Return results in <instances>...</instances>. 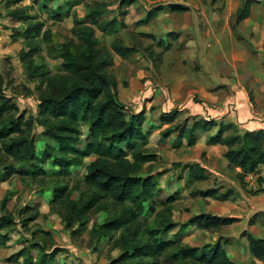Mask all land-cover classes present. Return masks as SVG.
Segmentation results:
<instances>
[{"label":"trees","instance_id":"1","mask_svg":"<svg viewBox=\"0 0 264 264\" xmlns=\"http://www.w3.org/2000/svg\"><path fill=\"white\" fill-rule=\"evenodd\" d=\"M1 1L10 9L6 17L25 27L19 61L26 78L38 81L36 119L19 111L3 93L0 81L1 179L7 181L14 175L29 177L40 185L42 192H51V204L63 206L65 213L62 210L56 213L64 228L71 231L77 227L73 235L86 229L91 214L108 212V209L114 211L112 214L109 212L101 223H93L88 237L92 244L101 240L110 242L120 253L115 264H161L160 260L164 258H171L170 264H236L230 260L220 239L213 245L191 247L176 241L175 234L172 240L161 242V237L177 226L172 220L173 204L177 198L173 195L165 202L155 201L158 183L151 165L156 156L146 149L148 134L143 131L144 113L132 114L120 102L117 82L111 73L114 56L124 60L140 51V45L128 47L118 37L127 28L124 20L132 1L120 0L110 18L107 17L108 5L99 2L85 5L83 19L74 15L70 30L72 38L64 42L57 52L59 72L54 75L45 66L35 63L41 45L50 40V31L42 22L29 16L27 8L20 7L27 0ZM252 4L251 0L242 3L236 11L234 27L250 17ZM160 10V7L150 10L146 18L134 26L146 25ZM173 10L183 11L178 6L172 7ZM51 14V19L58 22L69 16V12H63L61 8ZM96 33L112 37V41L106 46ZM139 36L155 41L151 35L140 33ZM168 37L174 42L178 40L177 34L172 33ZM143 52L150 57L153 54L151 48H145ZM160 60L161 55H156L154 61ZM180 113L172 111L161 118L162 124L173 125L162 132L163 138L179 131L178 138L184 137L187 146L192 147L196 143V131L208 132L215 126L213 122H197L187 128V120L181 126L178 122ZM36 125L42 129L41 136L46 142L40 155L33 136ZM82 126L87 133L84 141L81 139ZM208 144L226 149L229 171L254 172L264 165V131L239 135L236 128L220 125L218 133L208 138ZM85 160L88 163L84 167L82 182L89 193L73 201L65 180L70 178L71 169L84 166ZM48 164L52 168L51 177L45 171ZM18 167L22 170L18 171ZM203 172L199 165L191 166L189 178L196 183L204 182ZM46 178L48 182H45ZM237 179L241 181L242 175ZM190 196L226 201L231 192L219 195L215 190L194 191ZM7 204L8 199L4 197L0 201V231L10 230L14 225ZM19 214L27 216L23 227L41 216L38 211L30 209L21 210ZM145 214L153 217L152 226L140 221ZM237 221L235 218L200 214L191 217L186 226L214 234ZM249 225L253 222L250 221ZM42 235V238L31 235L26 245L7 261L55 264L56 256L63 250L55 247L50 234ZM242 237L248 242L253 260L264 263V239H254L248 234H242ZM6 239L3 236L1 244Z\"/></svg>","mask_w":264,"mask_h":264},{"label":"crops","instance_id":"2","mask_svg":"<svg viewBox=\"0 0 264 264\" xmlns=\"http://www.w3.org/2000/svg\"><path fill=\"white\" fill-rule=\"evenodd\" d=\"M81 1L61 0L57 10L61 8L63 12H69L72 6L76 7L81 4ZM131 1L132 4L127 9L128 13L124 20L127 27L143 21L147 12L155 9L145 7V3H153L151 1ZM85 5L81 16L74 14L79 19L84 18ZM175 6L182 8L183 11H172V7ZM157 7L161 10L149 23L136 27H141L140 33L153 36L155 42L145 45L143 39H140L141 44L138 45L142 50L140 49L139 53L124 60L114 56V66L111 71L119 67L116 77L118 98L128 110L136 107L134 112L129 110L132 114L144 113L143 131L148 134L146 149L156 156V161L152 165L166 162L169 152L173 154L180 151L178 154H173L177 158L170 161L172 165L175 164V167L178 166L174 173L181 174L183 171L186 175L183 179L191 187L211 182L210 187H205L204 184V187L199 189L198 186V189L192 192L207 190L219 192L220 188L225 187L226 181L231 180V175L237 178L240 171L228 170V162H225L226 149L209 145L208 138L218 133L220 125L236 128L239 135L264 131V67H260V63L264 61V48L261 47L264 35L253 46L256 55L253 62H250L252 57L246 51L239 53L234 51L230 47V40L225 39L232 29H230V18L235 16L238 9L233 11L228 8L220 12L213 8L208 9L201 2L183 0L161 4ZM74 15L69 12L67 18L73 19ZM249 18L233 26L232 30L241 29L244 23H248ZM172 33L177 34L178 40L173 42L172 49L162 51L158 47L159 42L166 41L165 37ZM226 43L229 44L228 49L224 47ZM168 44L171 45L170 42ZM133 45L135 44L130 42L126 46ZM145 48H151L153 53L151 57L143 52ZM156 55H161L159 62L154 61ZM176 110L181 112L178 118V122L182 121L181 126L184 125L185 120H187V128L197 122H213L215 126L208 132L196 131L194 133L196 143L192 147L187 146L184 137L178 138L179 131L174 132L168 138H163L162 132L173 125L162 124L161 118ZM181 116H184L183 119ZM86 162L88 163V160ZM86 162L80 168L84 169ZM195 165L203 168L206 181L200 183L191 181L189 168ZM158 173L159 171L157 174L153 172L158 183L156 194L161 189ZM173 184H177V181ZM227 191L231 192V196L226 201L197 197L203 200L202 205L196 212H185V216L209 214L220 218L237 219V222L223 229L229 232L236 226H240L242 230L237 233L224 234L225 242L221 241L231 260L235 250L232 244L243 245V239L240 238L242 234L251 235L254 239H264L258 236L261 230L260 224L254 220L255 217L264 215V197L261 195L249 197L239 188L235 189V194L231 190ZM249 203L253 205L251 210L248 208ZM173 214L174 211H172ZM250 221L253 225H249ZM178 226L177 224L176 227ZM185 227L197 229L193 226H186V224ZM191 247H199V245ZM253 261L255 264H262ZM233 262L237 264L236 261Z\"/></svg>","mask_w":264,"mask_h":264},{"label":"rangeland","instance_id":"3","mask_svg":"<svg viewBox=\"0 0 264 264\" xmlns=\"http://www.w3.org/2000/svg\"><path fill=\"white\" fill-rule=\"evenodd\" d=\"M119 1L120 0H82L81 4L78 3L79 5L74 8L72 6L69 12L71 15L76 14L77 16H81L85 4L102 2L108 5L109 14L107 17L110 18L115 13ZM148 1L153 3H147L145 1V7L147 9L157 8V6L169 2H179V0ZM183 1L201 2L205 7H208V9L213 8V10L221 12L223 10H227L228 8L235 11L236 9H239L242 6V3L246 0H231L230 2H228V0ZM251 1L253 4L248 23H244L239 30H232L235 22V16L231 17L229 23L231 25L230 29H232L230 35L226 36L225 39L230 40V47L234 51H237L238 53L246 51V53L252 57L250 62H253L256 55L253 46L256 45V43L259 42V38L264 35V0ZM68 2L70 4L72 3L71 1ZM58 4H61V0H27L20 5V7L27 8V14L35 18L36 21L42 22L45 28L51 33L50 40L41 45V51L36 57L35 63L40 66H45L52 75L59 72L60 61L57 59V52L60 46L72 38L70 33L73 26L71 17L69 19L65 18L59 22L51 19V12L57 10ZM9 10L10 9L5 6V3L0 0V81L2 82V90L6 97L17 105L20 112H23L26 117L32 116L36 119L38 99L36 87L38 86V81L28 80L26 78L24 69L19 61V53L23 49L22 35L25 27L17 22H11L8 17H6ZM140 28H136L131 25L121 31L118 37L122 40L124 45H128L130 42L137 45L141 44L140 39H143V44L145 45L151 44L153 40L145 39L139 36ZM254 29H256V31H254ZM96 36L106 46H108L112 41V37H102L100 33H96ZM165 40L166 41H163V44H159L158 47L162 51H169L174 47V41H172L168 36L165 37ZM169 42L171 45L169 46V49L165 50ZM229 44H225V49H228ZM261 47L264 48V42L261 43ZM140 49L142 50L141 46ZM260 64V67L263 68L264 61ZM118 71L119 67L111 71L115 79ZM134 110H136V107H133L130 111L134 112ZM181 117L183 119L184 116ZM180 124H182V121H180ZM41 134L42 129L36 125L33 130V136L35 138V147L39 155L44 151L46 146L45 139L41 136ZM81 134V139L84 141L87 135L86 128L84 126L81 127ZM179 152L180 151H176L173 154H178ZM151 153L153 152L151 151ZM173 154L169 152L166 162H158L155 163V165H152L153 172H156L157 174L159 171L158 176L161 187L159 193L155 195V201L164 202L168 197L173 195L177 198L173 204L174 214L172 215V220L179 226L169 234L162 236L161 242L172 240L176 234L177 236L175 240H180V242L184 245H199V247H203L206 244L213 245L218 239L225 242L223 239L224 234L240 232L242 230L240 226H236L230 230V233L226 231V229H223L214 234L185 227L187 220L191 217L185 216V212H196L198 211L199 206L203 203L202 199L191 197L190 192L197 190L198 186L199 189L205 185V187H210L211 182H205L195 186L193 185V187L188 186L183 179L186 176L183 171L181 174L174 173V171L177 170L176 167L178 166L176 165L175 167V164L172 165L170 163V161L172 162L175 158H177V156ZM225 162H227V160ZM17 170H22V168L18 167ZM45 171L47 175L51 177L52 168L49 164L45 166ZM83 173V168H72L70 178L65 180L68 188L71 190V200L73 201H78L79 198H84L89 193L85 189L82 182ZM227 174H229V172ZM48 178L44 179L45 182H48ZM174 181H177V184L174 185ZM237 188L249 197H258L259 195L264 197V194H256V192L248 190L243 177L242 180L239 181L233 175H231V180L226 181L225 187L219 189L218 194L224 195L227 190H231L232 193L235 194V189ZM4 197H7L8 199L7 208L13 215L14 225L10 228V230L0 231V264H23L22 260H19L16 263L8 262L7 260L26 245L31 235H34L36 238H42L43 233L50 234L55 247L63 250L56 256L55 264H115L119 258V251L114 249L110 242L101 240L100 242L92 244L89 242L88 237L91 225L93 223H101L106 217H108L109 212L112 214L114 211L108 209V212L91 214L86 229L73 235L72 232L76 230L77 227H74L71 231L66 230L61 222V219L57 216L56 212L58 211L62 210V212L65 213L63 206L52 205L51 202L53 198L51 192H42L40 185L33 182L29 177L22 178L19 175H14L7 181H3L0 177V201ZM252 206V203H249L248 208L251 210ZM24 209H30L32 212L38 211L41 216L35 221H29L27 227H23V221L26 220L27 216L21 215L19 212ZM115 211H117V209ZM1 217L2 214L0 213V218ZM263 217L260 215L254 218L255 222L260 224L261 230L258 236L261 237H264ZM140 221L145 225H153V217L148 214H145ZM3 236L7 238V241H5L4 244H1ZM240 238L243 239V245L240 243H237V245L232 244V247H234L235 250L232 253L231 260L236 261L237 264H255L249 253L247 240L242 236ZM35 253L36 251L33 250L32 254L35 255ZM171 262V258H164L160 260L161 264H170Z\"/></svg>","mask_w":264,"mask_h":264},{"label":"built area","instance_id":"4","mask_svg":"<svg viewBox=\"0 0 264 264\" xmlns=\"http://www.w3.org/2000/svg\"><path fill=\"white\" fill-rule=\"evenodd\" d=\"M240 174L248 190L264 194V165L258 167L254 172L241 173L240 171Z\"/></svg>","mask_w":264,"mask_h":264}]
</instances>
